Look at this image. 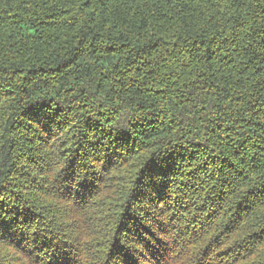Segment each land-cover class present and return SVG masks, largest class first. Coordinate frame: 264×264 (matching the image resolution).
Returning <instances> with one entry per match:
<instances>
[{
  "label": "trees",
  "instance_id": "1",
  "mask_svg": "<svg viewBox=\"0 0 264 264\" xmlns=\"http://www.w3.org/2000/svg\"><path fill=\"white\" fill-rule=\"evenodd\" d=\"M213 208L264 237V0H0V264H170Z\"/></svg>",
  "mask_w": 264,
  "mask_h": 264
},
{
  "label": "rangeland",
  "instance_id": "2",
  "mask_svg": "<svg viewBox=\"0 0 264 264\" xmlns=\"http://www.w3.org/2000/svg\"><path fill=\"white\" fill-rule=\"evenodd\" d=\"M101 196L102 194L99 192L94 193L93 198L89 200V205H85V208L83 209L84 211L81 213L79 212L80 217L75 216L74 219H71V221L75 224L80 223V225H82L84 221H80L78 217L80 219L83 218V216H85L83 212L86 211L89 212V223L91 216V222L95 219V212L98 213L99 217L103 216L104 218H111L113 213L109 210L112 208H108V206L103 208L100 207L104 203L113 202V197L115 196L114 192H111L110 195L100 200ZM63 204V206H66L65 203ZM99 204H101V206L96 207V205ZM47 209L53 211L54 206L49 204ZM207 212H198V215L203 219V224L207 225H203L201 231L200 229H195L194 233H196V237H198L200 240L197 242H194L191 237H187L188 235L186 234L178 237V233L182 229L181 227H183V225H181L183 222L178 221V219H173L174 223L172 226H174L175 229L174 231L172 229L167 231L170 239L174 240L176 244H178L175 249H172L170 254L173 264H194V262L198 263L202 260L204 264H256L258 261L262 260V256L264 255V240L262 239L264 237L257 240L256 235L250 239H247V235H249L255 226L256 222H254V220L251 221V223H248L247 228L244 227L243 229V222L240 223V225L237 224V220H240L243 215H240L241 213H239L237 216L229 214L226 219L223 218L221 222L216 221L218 224H220L215 227L212 223L215 222L214 220H219L222 212L217 211L216 208H213ZM193 213L194 210L190 206L186 209V211L180 212V214L184 216ZM61 214L62 216H60V218H64V221L68 223L70 220V217H67L69 216V212L67 210L61 209ZM103 217L102 220H104ZM98 219L101 220L100 218ZM210 222L211 224L209 225ZM68 226L74 230V228H76L78 225L68 224ZM177 227L178 229L176 230ZM193 228L194 227L192 226V230ZM104 229L105 223L104 225H97L98 233L101 231L103 232ZM202 243H205V245L202 246ZM255 245H257V247H255ZM199 249L202 251H199ZM195 259H197V261H194ZM171 261L170 264H172Z\"/></svg>",
  "mask_w": 264,
  "mask_h": 264
}]
</instances>
